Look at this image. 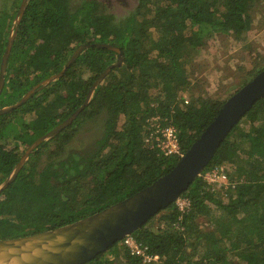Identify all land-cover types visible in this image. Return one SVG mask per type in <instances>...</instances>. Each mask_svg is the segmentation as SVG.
Listing matches in <instances>:
<instances>
[{
	"label": "trees",
	"instance_id": "obj_1",
	"mask_svg": "<svg viewBox=\"0 0 264 264\" xmlns=\"http://www.w3.org/2000/svg\"><path fill=\"white\" fill-rule=\"evenodd\" d=\"M260 2L139 0L118 19L100 0H29L0 108L59 73L79 46H90L60 79L0 115V185L28 147L72 115L101 73L118 61L119 53L97 43L119 47L123 63L98 85L72 124L36 147L0 193V239L74 223L170 171L227 98L264 68V57L248 55L251 67L243 73L239 69L240 86L223 96L219 89L202 90L198 77L192 81L188 61L215 34L244 40L256 10L264 11ZM15 15L0 19V64ZM103 114V133L93 148L69 149L82 124ZM153 121L176 128L179 153L167 154L155 139L147 141ZM216 167H223L227 183L204 178ZM179 199L189 205L180 209L176 201L132 233L145 255L157 260L132 254L121 240L85 264H114L118 258L124 264H264V98Z\"/></svg>",
	"mask_w": 264,
	"mask_h": 264
},
{
	"label": "water",
	"instance_id": "obj_2",
	"mask_svg": "<svg viewBox=\"0 0 264 264\" xmlns=\"http://www.w3.org/2000/svg\"><path fill=\"white\" fill-rule=\"evenodd\" d=\"M28 1L22 0L20 3L2 55L0 94L5 87L9 57ZM89 46V44L79 46L59 73L34 86L16 103L1 107L0 115L21 107L37 91L60 79ZM97 46L119 53L118 61L101 73L89 90L84 103L72 115L28 147L11 175L0 185V193L16 178L36 147L49 141L72 124L81 111L89 105L98 85L114 67L123 63V51L119 47L108 43H97ZM262 98H264V68L227 98L214 119L170 171L135 194L74 223L23 237L0 239V264H85L108 251L116 242L132 235L153 216L176 202L210 164L229 133Z\"/></svg>",
	"mask_w": 264,
	"mask_h": 264
},
{
	"label": "rangeland",
	"instance_id": "obj_3",
	"mask_svg": "<svg viewBox=\"0 0 264 264\" xmlns=\"http://www.w3.org/2000/svg\"><path fill=\"white\" fill-rule=\"evenodd\" d=\"M102 1L107 10L115 14L118 19H122L135 9L139 0ZM18 2L19 0H0V19L3 20L6 16L11 18L15 13L17 15L20 6V4L18 6ZM260 4L264 5V0H261ZM258 11L256 10L254 13V26L244 40L237 41L229 35L227 37L226 34H215L208 40L206 48L190 65L188 61L191 80L194 81L195 77L202 80L198 82V85L202 86H200L202 90L209 89L213 92L219 89L223 91V96H227L241 84L239 69L242 68L241 72L243 73L251 67L248 55L264 57V11ZM13 26L14 21L9 34ZM184 95L189 100L188 93H184ZM104 120L105 115L103 114L95 119L85 121L69 144V149L84 151L93 148V144L102 136ZM114 264H124V261L122 258H118Z\"/></svg>",
	"mask_w": 264,
	"mask_h": 264
},
{
	"label": "built area",
	"instance_id": "obj_4",
	"mask_svg": "<svg viewBox=\"0 0 264 264\" xmlns=\"http://www.w3.org/2000/svg\"><path fill=\"white\" fill-rule=\"evenodd\" d=\"M152 127L153 128L150 137L147 139V141H149L151 138L152 140L155 139L157 141L158 147L161 150L165 151L167 154L179 153L181 148L178 142V136L176 132L177 130L174 126L162 128L160 123L153 121ZM204 178L211 184L219 183L221 185L223 183H227V175L225 174L223 167H216L207 171L204 174ZM177 204L180 209H184L186 205H189V202L186 200L183 201L182 199H178ZM123 244L129 248L132 254L145 256V260L147 261L158 259V256H146L144 250L135 240V238L132 237V235L126 236L123 239Z\"/></svg>",
	"mask_w": 264,
	"mask_h": 264
},
{
	"label": "flooded vegetation",
	"instance_id": "obj_5",
	"mask_svg": "<svg viewBox=\"0 0 264 264\" xmlns=\"http://www.w3.org/2000/svg\"><path fill=\"white\" fill-rule=\"evenodd\" d=\"M103 4H104V2L102 1V0H100ZM107 1V0H106ZM107 10V9H106ZM108 12H110L109 10H107Z\"/></svg>",
	"mask_w": 264,
	"mask_h": 264
}]
</instances>
